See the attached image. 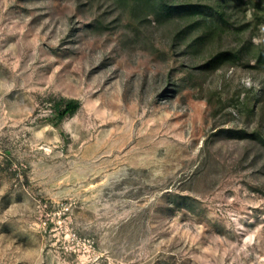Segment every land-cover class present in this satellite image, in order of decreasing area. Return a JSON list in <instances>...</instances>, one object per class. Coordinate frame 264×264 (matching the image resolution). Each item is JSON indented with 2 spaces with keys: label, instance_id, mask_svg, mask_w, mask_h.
I'll use <instances>...</instances> for the list:
<instances>
[{
  "label": "rangeland",
  "instance_id": "1",
  "mask_svg": "<svg viewBox=\"0 0 264 264\" xmlns=\"http://www.w3.org/2000/svg\"><path fill=\"white\" fill-rule=\"evenodd\" d=\"M193 20L0 0V264H264V73L203 67L247 34L189 46Z\"/></svg>",
  "mask_w": 264,
  "mask_h": 264
},
{
  "label": "trees",
  "instance_id": "2",
  "mask_svg": "<svg viewBox=\"0 0 264 264\" xmlns=\"http://www.w3.org/2000/svg\"><path fill=\"white\" fill-rule=\"evenodd\" d=\"M157 1L163 8L166 15L175 14L179 18L194 19L186 24L177 35L189 31L201 30V33L189 41V46L195 43H203L207 37L217 36L225 29L231 27L236 30L235 34H247L238 39L237 44L232 47H226L213 55L204 66L216 65L219 62L228 61L233 64L241 65L249 69L261 70L264 73V45L256 46L251 37L253 29L257 24L264 23V2L256 0L250 8V19L231 20L228 13L227 3L229 1L242 2V0H152ZM249 2H252L250 0ZM250 32V33H249ZM215 61V62H212ZM264 82V76H263ZM264 96V87L261 92ZM80 103L76 99H60L54 107L57 121H61L66 116L72 115L79 107ZM264 141V140H263Z\"/></svg>",
  "mask_w": 264,
  "mask_h": 264
}]
</instances>
